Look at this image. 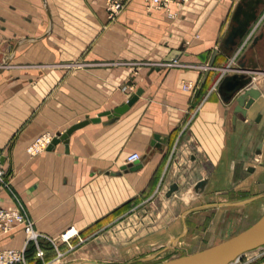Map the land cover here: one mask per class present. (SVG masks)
<instances>
[{"label":"crops","instance_id":"1","mask_svg":"<svg viewBox=\"0 0 264 264\" xmlns=\"http://www.w3.org/2000/svg\"><path fill=\"white\" fill-rule=\"evenodd\" d=\"M91 1L73 13L79 35L74 34L67 52L58 47L50 55L41 42L48 31L15 44L18 51L26 40H41L36 47L25 46L20 58L25 69L18 78L0 70V209L26 213L41 239L71 225L86 238L110 239L109 226L121 218V236L114 238L125 240L130 239L123 236L130 224L123 219L130 199L163 190L168 198L189 197L185 215L172 222L175 230L189 231L207 194L219 191L220 177L234 181L237 175L234 166L225 167L226 122L248 121L262 90L246 114H233L237 100L231 99L238 94L226 100L225 82L235 74L249 77L248 70L236 63L228 35L222 37L221 27L210 21H200L201 28L207 26L200 40L188 41L194 32L190 20L198 15L190 9L175 18L148 7L147 0H132L113 22L103 0ZM38 7V0H0V49L1 34L10 41L13 33L34 31ZM173 52L177 58L167 60ZM138 89L139 98L117 119L102 115L92 121L126 103ZM86 119L91 121L74 130L68 143L28 151L38 137L50 134L53 140ZM132 152L142 157L128 163ZM173 183L178 189L168 196ZM27 237L21 225L0 229V250L26 247V261L17 264H36Z\"/></svg>","mask_w":264,"mask_h":264},{"label":"rangeland","instance_id":"2","mask_svg":"<svg viewBox=\"0 0 264 264\" xmlns=\"http://www.w3.org/2000/svg\"><path fill=\"white\" fill-rule=\"evenodd\" d=\"M103 1L108 19L114 22L132 0ZM116 1L121 2L122 7L110 15L112 10L109 8ZM242 1L180 0L178 4L172 3L169 10H164L175 18L176 13L179 14L187 9H190L193 14H198L190 20L194 32L188 41L200 40L202 35L204 36L202 32L207 28V26L201 28V20H205V23L210 21L211 26L213 24L216 27L220 26L222 37L229 36L231 27L235 23L233 16ZM91 3V0H47L46 2L38 0L37 9L40 16L37 18L38 24L34 17V31L31 34L13 33L10 41H3L7 34H1L0 70L10 72L12 80L15 77L18 78L17 74L23 73L25 69L24 60L20 59L24 58L25 46L36 47L41 40L50 55L54 53L56 55L58 47L67 52L74 37L79 35V32H76L79 26L73 19V13L88 8ZM146 3L148 7L156 8L151 6L148 0ZM46 5H48L50 15ZM224 11L228 14L222 23L219 19ZM259 15L252 20L243 37H238L233 43L230 42L232 43L231 50L235 51L233 53L236 63L240 62L239 66L248 70V75L252 78V86L259 91L262 90L260 99L250 111L248 121L242 119L239 124L233 121L232 125L229 119L226 122L229 153L225 167L226 169L230 166L236 168L237 175L233 178L234 181L226 175L220 177L219 191L207 194V199L201 204H206V206L195 212L196 214L192 217L194 219L189 224V231L175 230L172 223L181 215H185L187 206H189L188 196L185 195L182 199L180 195L168 198L163 190L152 196L145 193L139 200L130 199L129 212L123 218L126 219L125 223L130 221V224H126L124 228L128 229V233L127 231H124L126 235L123 233V236H129L130 239L114 238L121 236L119 223L121 218L116 219L109 226L112 234L109 233L107 236L110 239L96 240L93 237L86 238L80 233L83 240L78 237L73 238L74 247L72 249L66 242L61 241V233L58 236L46 234L44 239H39V244L45 250L43 258L37 255V244L32 242L35 249L33 259L36 264H74L87 260V262L96 264H158L217 245L247 230L262 218L264 215V37L257 43L254 42V37L261 30L264 32V3L259 8ZM46 32L49 34L44 39L26 40L21 49L14 50L17 42L26 38H37ZM69 50L72 51V49ZM236 100V97L231 99L233 103ZM233 111V114L240 113L235 109ZM259 114H262V118L257 120ZM29 148L30 146H28V151L31 152ZM40 151L42 149L31 153L35 154ZM148 196L150 198H147ZM254 196L257 197L253 199ZM230 199H239V201L233 203ZM140 201L141 204L135 207ZM112 218H108L107 221ZM136 221H139V225L135 223ZM75 227L78 229L77 226ZM134 232H139L143 238L133 239L136 235L140 236ZM229 264H264V245L243 253Z\"/></svg>","mask_w":264,"mask_h":264},{"label":"water","instance_id":"3","mask_svg":"<svg viewBox=\"0 0 264 264\" xmlns=\"http://www.w3.org/2000/svg\"><path fill=\"white\" fill-rule=\"evenodd\" d=\"M247 29L248 22L241 27L235 28L230 34V37L227 39V42H233L234 37L238 34L240 36H243L246 33ZM177 56V53L173 52L167 58V60H174L177 58ZM251 82L252 78L250 76L244 78L242 76L240 77L238 74L229 76L226 80L225 83L228 88V91H226V100L238 94L237 96H235L237 99V104L235 107L236 112H242L246 114L247 109L253 104L255 99L260 96V91L258 89H256L254 86H248L251 84ZM246 86H248L247 89L244 92L239 93V91ZM141 93L142 89H138L136 93L130 96L126 103L115 108L114 111L106 112L100 114L96 118H92V121H100L102 115H108L111 121L117 119L122 113L126 112L136 102ZM90 121V119H86L78 122L77 124L71 126L66 132L53 138L51 144L49 145V149H52L55 144L62 140L68 143L69 136L73 133V131L86 125ZM155 139L159 140L160 137L155 136ZM128 166H125L124 168H127ZM177 189L178 185L176 183H173L170 186L167 195H172ZM262 245H264V215L253 226L226 241H223L204 250L170 259L158 264H229L237 260L243 253L258 248ZM74 264L82 263L77 262Z\"/></svg>","mask_w":264,"mask_h":264},{"label":"built area","instance_id":"4","mask_svg":"<svg viewBox=\"0 0 264 264\" xmlns=\"http://www.w3.org/2000/svg\"><path fill=\"white\" fill-rule=\"evenodd\" d=\"M151 4V6H154L158 9H168L170 8L172 3H179L180 0H148ZM186 1V0H183ZM120 7H122L121 2H114V4L111 5L109 9L112 10L110 12V15H113V11L118 10ZM52 141V136L50 134H45L37 138L33 144L30 145V151L36 152L40 149H45ZM141 154L139 152H132L127 157V162L132 163L135 161H138L141 159ZM2 176V172L0 171V177ZM15 225H21L23 226L28 242H35L37 244V255L41 258L45 255V250L41 247L39 244V239L41 237V234L36 231L34 227L33 220L24 212L20 210H6V209H0V229L4 232H8L11 230ZM78 237L80 240H83V238L80 235V232L78 229H76L75 226H71L68 229L64 230L61 235L60 239L63 242H66L70 249H72L74 246L72 245L73 238ZM26 247L24 248H4L0 250V264H17V263H23L26 261ZM61 254V253H60Z\"/></svg>","mask_w":264,"mask_h":264},{"label":"flooded vegetation","instance_id":"5","mask_svg":"<svg viewBox=\"0 0 264 264\" xmlns=\"http://www.w3.org/2000/svg\"><path fill=\"white\" fill-rule=\"evenodd\" d=\"M264 0H243L238 5V10L234 14V25H232L230 33L228 38L230 37V34L235 28L241 27L245 25L248 22V28L252 22V20L256 19L259 16V8L261 5H263ZM244 36V35H243ZM239 34L234 37V41L238 37H243ZM264 37V32L261 30L255 37L254 42H258L260 38ZM227 38V39H228ZM233 41V42H234Z\"/></svg>","mask_w":264,"mask_h":264},{"label":"bare ground","instance_id":"6","mask_svg":"<svg viewBox=\"0 0 264 264\" xmlns=\"http://www.w3.org/2000/svg\"><path fill=\"white\" fill-rule=\"evenodd\" d=\"M262 247V246H261ZM88 261V260H87ZM87 261H80V263L82 264H96V263H92V262H87ZM90 261V260H89ZM168 261V260H167ZM98 264V263H97Z\"/></svg>","mask_w":264,"mask_h":264}]
</instances>
